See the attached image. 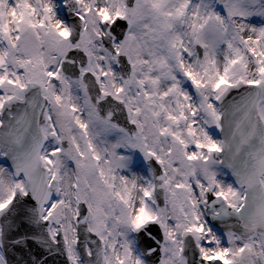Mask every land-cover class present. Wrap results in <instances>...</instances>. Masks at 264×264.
Returning <instances> with one entry per match:
<instances>
[{
	"label": "snow or ice",
	"instance_id": "6c2138e0",
	"mask_svg": "<svg viewBox=\"0 0 264 264\" xmlns=\"http://www.w3.org/2000/svg\"><path fill=\"white\" fill-rule=\"evenodd\" d=\"M0 264H264V0H0Z\"/></svg>",
	"mask_w": 264,
	"mask_h": 264
}]
</instances>
